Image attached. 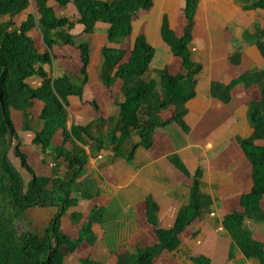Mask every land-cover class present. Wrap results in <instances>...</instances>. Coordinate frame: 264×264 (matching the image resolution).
<instances>
[{
    "label": "trees",
    "instance_id": "16d2710c",
    "mask_svg": "<svg viewBox=\"0 0 264 264\" xmlns=\"http://www.w3.org/2000/svg\"><path fill=\"white\" fill-rule=\"evenodd\" d=\"M199 3L200 0H185V24L180 36L171 29L168 19H163L162 41L174 57L182 60V69L172 75L169 68H164L157 79H152L149 73L155 49L145 33L139 32L134 37L128 52L122 46L132 38L134 24L153 10L155 0H0V264H65L79 250L83 236L90 237L92 228L102 223L104 211L99 206L89 211L85 223L81 219L84 217L80 204L99 196L98 190L81 180L89 161L87 147L94 154L109 147L114 158L131 163L139 148H153L159 128L174 123L189 133L188 105L197 97L204 74V65L193 61L190 53ZM235 3L246 10L264 12V0H235ZM70 10L76 12L70 15ZM23 14L25 20L16 23ZM97 23L108 25L109 42L119 46L101 49L99 80L109 91L120 83L123 97L118 104L120 115L117 120L105 118L93 103L98 119L86 126L72 124L68 128L70 98H82L83 87L74 83L73 72L62 68L60 74H55L54 65L56 61L60 64L71 60L69 51L75 47L76 27L89 34ZM254 39L264 62V29L259 28ZM78 48L84 86L89 45ZM241 58V48L237 47L230 60L239 65ZM241 85L256 90L247 111L251 134L236 139L251 170L252 188L240 197L238 209L224 216L223 227L246 259L264 264V244L245 227L247 219L264 222V66L253 73L244 72L228 84L213 82L211 95L222 105H228L234 89ZM37 105L43 126L33 143L64 163L63 176L58 172L52 176L36 175L17 141L13 112L28 117ZM164 113L169 117L163 119ZM60 130L61 143L53 148L52 142ZM12 150L31 175L27 188L9 161ZM169 161L191 178L189 202L180 209L174 225L164 229L158 223V206L148 198L144 204L146 224L152 229L154 242L145 248L136 247L133 252L116 254V264H159L164 256L181 246L191 227L212 206L211 198L202 192L203 170L191 175L178 155L170 156ZM34 207L60 210L44 235L18 229L23 213ZM66 215L81 232L78 239L61 230L59 219ZM192 260L194 264H210L203 256Z\"/></svg>",
    "mask_w": 264,
    "mask_h": 264
},
{
    "label": "crops",
    "instance_id": "0c3cea01",
    "mask_svg": "<svg viewBox=\"0 0 264 264\" xmlns=\"http://www.w3.org/2000/svg\"><path fill=\"white\" fill-rule=\"evenodd\" d=\"M184 2L155 0L153 9L159 7L161 25L166 17L175 31L172 24L182 14ZM24 16L26 14L20 19ZM146 23L145 20L142 22L136 35L139 32L146 35ZM259 28L264 29L263 11L243 9L235 0H200L190 53L193 61L204 65V74L197 97L188 105L189 133L174 123L159 128L153 148H139L131 163L114 158L109 147L106 148L111 158L108 163L102 162L105 151L94 154L91 147L86 148L89 155L86 167L97 177H100L97 172L102 171L103 180L99 184L107 201L102 223L94 226V236L99 241L104 240L110 253L133 252L136 247L153 244L152 229L146 224L145 216L144 204L148 198L158 206L159 226L169 229L174 225L180 209L189 202L192 184L191 178L175 169L169 161L170 156L178 155L191 175L198 169L203 170L202 192L211 198L212 206L202 220L191 227L181 246L164 256L159 264H194L192 259L198 256L206 257L210 264H255L242 255L223 227L224 216L238 209L240 197L252 188L251 170L236 139L251 134L247 111L255 89L237 87L231 103L222 105L212 97L211 84H228L244 72L253 73L264 66V62L257 59L259 53L254 46V35ZM200 30L205 42L195 41ZM237 47L242 52L239 65L230 60ZM59 66L72 72L68 61L60 62ZM163 66V69L169 68L172 75H177L182 69V60L174 57L169 49ZM151 73V78L157 79L158 76ZM96 81L99 84L95 88H84L82 98H70L68 128L72 124L86 126L96 121L98 113L92 107L93 103L99 106L100 114L105 118H119L118 104L123 99L120 88L114 95V90L110 93L102 85L99 74ZM72 108L76 117L72 115ZM168 117V113L164 115V119ZM95 205L92 200L80 204V209L89 208V214ZM262 206L264 209V200ZM245 227L264 244V222L247 219ZM74 231L75 236L78 235L77 227ZM194 232L197 234L191 237Z\"/></svg>",
    "mask_w": 264,
    "mask_h": 264
},
{
    "label": "rangeland",
    "instance_id": "374dc122",
    "mask_svg": "<svg viewBox=\"0 0 264 264\" xmlns=\"http://www.w3.org/2000/svg\"><path fill=\"white\" fill-rule=\"evenodd\" d=\"M159 7L157 6L155 9H153L152 12H150L148 15H145L141 17L134 25V34L132 38L127 40L123 44V49L127 52L129 51L134 36L138 32L139 27L141 26L142 22L145 20L146 23V36L148 38V41L155 49V58L153 59L150 67V73L149 77L151 78L153 72L155 76H159V72L161 69H163L164 65V59H166V52H169L168 47L164 44L161 38L160 34V27H161V13L159 12ZM76 11L70 10L69 14L73 15ZM182 15V16H181ZM182 17V18H181ZM25 20V16L20 19H16V23H21V21ZM262 20H260L261 23ZM185 21L183 18V12L180 13V16L178 20L172 24L175 32L178 36L182 34V30L184 27ZM262 24L259 25L262 26ZM108 25L104 23H97L94 27V30L87 34L84 32V28L78 26L74 29V35L75 37V47L70 48L69 54L71 56L70 65L72 69V78L76 85L82 86L83 91L84 88H95L97 84H99L96 81V76L100 72L102 59H101V49L104 47L110 48V49H117L119 48L118 45L109 42L108 35H107ZM202 31H198L195 36V41L197 42H205L206 39H204L203 35L201 34ZM148 34V35H147ZM83 44L89 45V62L87 67V82L83 86V77L80 74V69L83 66V62L81 60V50L78 48L79 46ZM167 50V51H166ZM257 59L259 62L262 61L260 56L258 55ZM263 67V66H262ZM59 61L55 62L54 70L53 72L55 74H60L61 72ZM154 77V76H153ZM158 78V77H157ZM243 88L244 90H247L244 85L239 86ZM120 88V83H117V85L113 88L114 95L117 94ZM256 92V90H254ZM99 92V91H98ZM110 92V91H109ZM113 92V91H111ZM110 92V93H111ZM109 95V93H108ZM113 95V94H112ZM113 95V96H114ZM249 101V100H248ZM39 105H37V109L32 111V114L28 117L22 116L20 113L13 112L12 119L16 127L17 131V141L22 145V151L27 155L28 157V163L29 165L34 169L35 174L39 176H52L55 172H58L61 176H63V173L65 171V165L61 161H58L50 151L48 153L44 152L43 149L34 144L33 141L35 139L36 133L40 132L42 129V121L39 119ZM70 115V113H69ZM72 115L73 117H76V113L74 112V109L72 108ZM163 114V119H164ZM71 117V116H70ZM72 117L70 118V125L72 124L71 121ZM26 127L29 128V130H26ZM61 130L56 134L54 137V140L52 142V147L56 148V146L60 145L61 143ZM104 160L102 162L108 163L109 160L111 161L110 155L106 152V148L104 149ZM9 161L13 165V167L19 172V174L22 177L24 187L27 188L29 186L31 175L29 172L22 166V163L20 162V159L15 155L14 151L12 150L9 155ZM89 167H86L83 175H82V181L86 180L87 185H91L92 188L98 190L100 193L99 198H94L93 203H95V206L103 207V211H106L107 208V201L106 196H102V190L100 188L99 182L103 180L102 178V171L101 173L97 172V175L100 177H97L96 174L91 175ZM99 168V165H98ZM101 170V169H100ZM106 201V204H105ZM89 209V208H88ZM88 209L87 210H81L83 211L84 218L81 217V219L86 222L87 216H88ZM58 207H34L27 209L22 217L18 221V229L20 232H27L31 231L39 235L46 234L49 227H51L52 222L54 221L56 214L59 212ZM104 218V216H103ZM82 220L78 223V225H82ZM60 221V227L61 230L64 233H67L70 235L73 239H78L81 232L78 231L75 236L74 228L75 226L70 224L69 215L64 216L63 218L59 219ZM84 240L80 242V248L79 250L74 254L69 256L66 259L65 264H87L88 261L94 263V264H115V257L116 253H110L109 248L105 244L104 240L99 241L97 237L94 236V227L92 228V234L91 236H87L86 234L83 236Z\"/></svg>",
    "mask_w": 264,
    "mask_h": 264
}]
</instances>
